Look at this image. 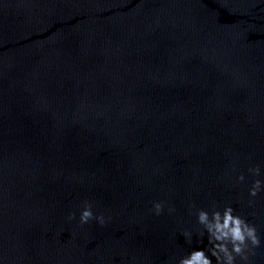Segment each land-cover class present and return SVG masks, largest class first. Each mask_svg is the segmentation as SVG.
Returning <instances> with one entry per match:
<instances>
[{
    "label": "water",
    "instance_id": "95a60500",
    "mask_svg": "<svg viewBox=\"0 0 264 264\" xmlns=\"http://www.w3.org/2000/svg\"><path fill=\"white\" fill-rule=\"evenodd\" d=\"M227 207L264 264V0H0V264H216Z\"/></svg>",
    "mask_w": 264,
    "mask_h": 264
},
{
    "label": "clouds",
    "instance_id": "9594fccd",
    "mask_svg": "<svg viewBox=\"0 0 264 264\" xmlns=\"http://www.w3.org/2000/svg\"><path fill=\"white\" fill-rule=\"evenodd\" d=\"M249 172L255 176L260 175V168H249ZM245 177L241 175L239 180L243 182ZM261 181L256 180L250 190V195L256 197L261 191ZM156 215H161L164 210L162 203H155L153 205ZM174 209H169V212ZM232 207L224 209L223 213L220 211H213L211 215L209 212L200 210L198 212V223L203 226L204 232L207 233L210 248L208 252L211 256L215 257L216 264H235L236 257L239 256L242 259H247L244 255L248 242L255 247L260 246V240L257 237L256 230L253 226L249 225L245 219L238 215H234ZM70 220L75 219L73 213ZM91 220H97L102 226L106 223L103 215L97 217L92 211V205L86 204L80 215L81 224H87ZM204 232L200 233L201 238L204 236ZM185 238L191 242V233L185 232L183 234ZM179 264H213L212 260L206 255L205 251H193L187 257L180 260Z\"/></svg>",
    "mask_w": 264,
    "mask_h": 264
}]
</instances>
